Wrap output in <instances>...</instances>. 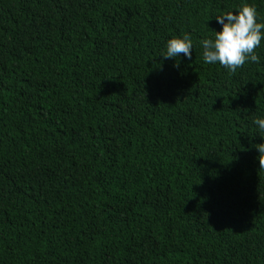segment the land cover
Segmentation results:
<instances>
[{
    "label": "trees",
    "instance_id": "trees-1",
    "mask_svg": "<svg viewBox=\"0 0 264 264\" xmlns=\"http://www.w3.org/2000/svg\"><path fill=\"white\" fill-rule=\"evenodd\" d=\"M245 3L0 0V264H264V41L200 43Z\"/></svg>",
    "mask_w": 264,
    "mask_h": 264
},
{
    "label": "clouds",
    "instance_id": "clouds-1",
    "mask_svg": "<svg viewBox=\"0 0 264 264\" xmlns=\"http://www.w3.org/2000/svg\"><path fill=\"white\" fill-rule=\"evenodd\" d=\"M221 10L214 18L221 25L220 31H215L214 38H205L200 43L203 47V61L214 65L219 63L226 70H236L246 62L257 63L260 57L256 49L264 41V21L260 20L257 8L245 3L238 9ZM194 48L190 35L171 38L166 43L164 59L180 57L181 54L188 60L192 58ZM253 123L259 132L264 133V118H256ZM264 137V136H261ZM259 153L264 152V143L258 144ZM260 161V165H261Z\"/></svg>",
    "mask_w": 264,
    "mask_h": 264
}]
</instances>
